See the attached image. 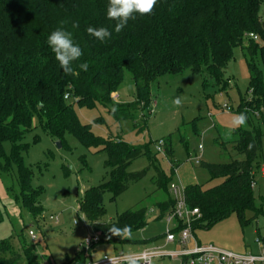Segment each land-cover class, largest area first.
I'll return each instance as SVG.
<instances>
[{"label":"trees","instance_id":"trees-1","mask_svg":"<svg viewBox=\"0 0 264 264\" xmlns=\"http://www.w3.org/2000/svg\"><path fill=\"white\" fill-rule=\"evenodd\" d=\"M107 4L108 0H0V158L6 160L3 170L12 163L18 166L24 203L37 218L43 207L38 201L39 191L31 187V169L24 163L23 153L28 145L22 144L33 129L34 119L39 118L43 130L62 147H67L65 136L70 134L87 148H104L108 153V178L85 191L79 210L95 232L102 234V242L122 244L132 242L130 236L109 238L108 230L128 226L130 235L143 230L148 225V209L140 205L119 215L114 222L103 223L107 213L103 196L110 193L113 199L120 197L154 167L157 190L166 195L154 206L160 216H166L175 206L169 187L179 163L171 142L166 146V155L172 177L160 167L158 153L153 154L150 145L132 146L121 138L96 137L90 125L80 122L72 102L86 108L98 104L108 107L117 123L133 121L134 130L142 133L147 124L140 114L151 107L152 86L158 78L191 70L220 85L224 80L222 72L237 47L251 59L259 51L264 56V45L249 37L256 34L264 42L260 14L264 0H157L150 15L129 20L120 33L114 30L116 22L106 18ZM75 23L78 28H73ZM61 26L72 33L83 51L80 60L72 65L78 75L65 74L47 47L48 35ZM89 26L107 27L112 35L100 42L87 34ZM81 63L88 64L87 71L79 68ZM248 68L252 99L244 103L249 108L255 105L254 110L263 115L264 78L253 60L248 62ZM126 72L135 82L137 98L120 104L112 96L118 93ZM67 94L69 99L65 98ZM238 113L245 114L250 129L240 128L238 139L231 143L237 157L227 164L201 162L212 178L224 177L225 181L208 189L203 185L185 187L187 204L200 211V217L193 222L194 234L213 228L233 214L242 216L254 210L253 174L264 162V134L251 113L240 107ZM6 142L12 144L10 157L4 150ZM220 145L227 149L226 143ZM144 156L150 166L128 172V167ZM34 249L30 246L20 254L14 250L12 238L1 240L0 264H19L23 256L28 264H41ZM84 261V254L78 253L64 264Z\"/></svg>","mask_w":264,"mask_h":264},{"label":"rangeland","instance_id":"rangeland-1","mask_svg":"<svg viewBox=\"0 0 264 264\" xmlns=\"http://www.w3.org/2000/svg\"><path fill=\"white\" fill-rule=\"evenodd\" d=\"M260 14L264 21V5ZM260 45H263L262 41ZM252 60L264 78L263 54L259 51L251 59L241 47L234 50V57L222 72L224 80L220 85L191 70L158 78L152 86V105L140 114L147 124L142 133L134 130L133 121L117 123L108 107L98 104L95 108H86L72 103L80 122L90 125L96 137L104 140L121 138L132 146L148 144L153 154L158 153L156 144L164 142L163 153L157 154L159 164L172 177V167L166 155V146L171 142L175 159L179 163L173 182L181 192L190 185H203L208 189L221 185L225 178H212L201 162L230 163L237 157L231 148V143L238 139L237 131L240 128L250 129L247 122L243 126L233 127L232 120L239 114L238 107L252 114L264 134V109L263 115H260V111L254 110L255 105L251 108L245 105L252 99L248 68V62ZM117 94L112 97L120 104L136 100V86L129 72H126ZM177 97H182L179 107L174 104ZM226 106L235 110H227ZM65 139L67 147H59V141L51 138L41 127L40 119L36 118L33 129L22 141L23 145H28L23 158L32 172L31 187L39 191L38 201L43 207L42 214L37 218L24 203L18 166L12 163L8 170H3L6 160L0 158V212L3 217L0 241L12 238L13 248L20 254H23L25 248L34 246V253L41 264H64L81 253L85 238L94 234L95 230L79 210L80 203L85 191L102 184L110 172L106 167L108 153L104 148H87L70 134ZM223 142L227 145L226 150L220 145ZM200 146L203 147L202 151ZM4 150L6 156L10 157L12 144L6 142ZM200 153L201 162L197 164L195 157ZM149 166V160L144 156L135 160L128 167V172L142 171ZM155 177V168L151 167L143 180L132 183L120 197L113 199L110 193L103 196L107 212L102 219L103 223L114 222L124 212L143 205L148 209V225L130 235L132 242L98 244L92 252L93 257L139 252L150 247H161L167 251L182 249L166 241V234L175 225L168 223L167 215L160 216L154 206L166 197L157 190ZM253 196L254 210L246 211L242 216L233 214L209 230L195 231L198 242L240 254L264 252V162L260 169L256 167L254 170ZM194 245V241L190 240L187 248H193ZM6 256L9 257V254ZM19 264H28L27 258L23 256ZM154 264H180V261L163 259Z\"/></svg>","mask_w":264,"mask_h":264},{"label":"built area","instance_id":"built-area-1","mask_svg":"<svg viewBox=\"0 0 264 264\" xmlns=\"http://www.w3.org/2000/svg\"><path fill=\"white\" fill-rule=\"evenodd\" d=\"M249 37L256 42H261L260 37L256 34H250ZM69 97L67 94L65 98L69 99ZM225 108L231 111L230 107L226 106ZM163 146L164 142L162 141L156 144L158 153H163ZM200 150H203L202 146H200ZM201 158L202 153L195 157L197 164H200ZM175 174H177V169H175ZM169 192L175 206L173 211L167 215V221L169 224H174L175 227L166 234V241L181 247L180 251H167L161 247H150L139 252L106 254L95 258L92 256V252L103 239L101 233L95 232L89 234L84 240L81 253L84 254L85 261L74 264H154L155 261L163 259L179 260L180 264H264V252L240 254L212 244L202 245L198 242L193 231V222L200 217L199 209L189 207L184 197V191L181 192L175 182L170 184ZM51 219L54 220L53 217ZM30 235L35 237L33 232ZM190 240L195 243L193 248H187Z\"/></svg>","mask_w":264,"mask_h":264},{"label":"clouds","instance_id":"clouds-1","mask_svg":"<svg viewBox=\"0 0 264 264\" xmlns=\"http://www.w3.org/2000/svg\"><path fill=\"white\" fill-rule=\"evenodd\" d=\"M157 4V0H108L106 7V18L109 21H115V32L120 33L128 24L129 20H135L138 17L150 15L153 12ZM79 24H73V28H78ZM89 36L94 39L104 42L109 39L112 33L107 27H92L89 26L86 29ZM47 47L54 59L58 62L61 70L65 74L78 75L72 67L75 61L80 60L83 55V51L78 44L73 40V35L70 31H67L63 26L54 29L47 37ZM79 68L83 71H87L88 64L81 63ZM174 104L179 107L182 104V97H177L174 100ZM115 111V109H114ZM246 123V116L244 113H240L234 116L232 120L233 127L243 126ZM110 236L115 235H129L131 229L125 226L123 229L110 228Z\"/></svg>","mask_w":264,"mask_h":264},{"label":"water","instance_id":"water-1","mask_svg":"<svg viewBox=\"0 0 264 264\" xmlns=\"http://www.w3.org/2000/svg\"><path fill=\"white\" fill-rule=\"evenodd\" d=\"M58 146H59V147H61V146H62V144L59 142V143H58Z\"/></svg>","mask_w":264,"mask_h":264},{"label":"crops","instance_id":"crops-1","mask_svg":"<svg viewBox=\"0 0 264 264\" xmlns=\"http://www.w3.org/2000/svg\"><path fill=\"white\" fill-rule=\"evenodd\" d=\"M116 96H118V94H116ZM115 100V99H114ZM116 100H117V98H116Z\"/></svg>","mask_w":264,"mask_h":264}]
</instances>
